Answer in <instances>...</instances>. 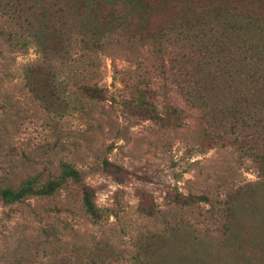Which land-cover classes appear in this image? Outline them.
Masks as SVG:
<instances>
[{
    "label": "rangeland",
    "instance_id": "obj_1",
    "mask_svg": "<svg viewBox=\"0 0 264 264\" xmlns=\"http://www.w3.org/2000/svg\"><path fill=\"white\" fill-rule=\"evenodd\" d=\"M121 1L122 30L107 0H0V187L67 163L109 209L93 222L71 182L0 200V264H264V88L238 77L239 49L198 74L174 40L264 22V0Z\"/></svg>",
    "mask_w": 264,
    "mask_h": 264
},
{
    "label": "trees",
    "instance_id": "obj_2",
    "mask_svg": "<svg viewBox=\"0 0 264 264\" xmlns=\"http://www.w3.org/2000/svg\"><path fill=\"white\" fill-rule=\"evenodd\" d=\"M107 1L113 2L112 6L114 8V21L117 22L118 27L121 26L120 29L122 30L124 19H126L124 2L121 0ZM236 22L237 20H234L232 18L229 19L226 26L224 28L222 27L220 32H217L218 29L216 25L212 24L210 21L199 23L197 24V26H195V33L190 34L184 30L176 31L174 40H193V43L189 45L191 49L193 45L194 49L191 51L195 52L200 57V60L196 61L195 66L196 72H198V74H201L203 65L209 63L207 59H211L212 54H216L219 56V54L225 52L226 58H231L232 60V57L235 56V53H231L230 50L232 48L239 49L238 55L240 56V62H238V65L241 66L239 68V71H237L236 69V72L240 73L238 77L240 78L241 76H243L245 81H252L253 83L259 84L260 87L264 88V68L260 67L261 62H264L262 61V59H264V49H261V45L257 42L252 43L250 38L252 32H261L264 30V22H260L257 19L245 21L241 25H236ZM71 33L72 30L69 29L67 32V37H70ZM232 33H234L235 36H232ZM165 38L167 39L169 37L165 36ZM88 41L92 42L95 40L88 39ZM194 84L198 86L200 85L198 80L194 81ZM83 90L84 93H86L87 91H94L91 88H83ZM182 92L183 94H185V100L187 102L190 101V91L188 89H183ZM222 103L224 105L225 101L222 100ZM262 103L264 105V99ZM137 105L140 108L144 109L145 113H148V116L151 119H158L156 108L153 104L141 100ZM221 107L223 108V106ZM221 110L222 109L217 110L216 112H220ZM224 111L226 114H230L231 116H233V114L236 112L235 107L231 105L224 106ZM255 119L256 122H259L260 124L262 121H264L263 118ZM247 126L250 127L252 126V124ZM255 126L256 125H254V127ZM261 126H264V124H261ZM58 167V174L55 177L47 178L44 181H41V179L37 176H29L22 180L15 188L1 186L0 200L4 204H14L21 202L26 198L35 196L50 197L56 191L66 186L68 182H71L73 184H77L80 188V200L84 213L93 222H98L102 218V216L109 211V209L99 208L95 205L93 200V191L87 185L83 184L79 173L73 167H71L67 163H60ZM117 181H120V179L117 178ZM184 204V202H181L180 206ZM188 204H191V202H188Z\"/></svg>",
    "mask_w": 264,
    "mask_h": 264
}]
</instances>
